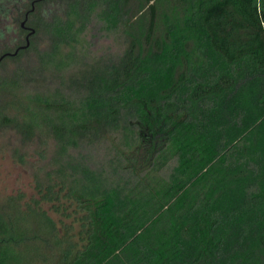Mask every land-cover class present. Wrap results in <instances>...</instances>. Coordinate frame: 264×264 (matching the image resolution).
<instances>
[{
  "label": "trees",
  "instance_id": "trees-1",
  "mask_svg": "<svg viewBox=\"0 0 264 264\" xmlns=\"http://www.w3.org/2000/svg\"><path fill=\"white\" fill-rule=\"evenodd\" d=\"M29 9L33 33L14 58L46 52L29 45L42 16L66 51L87 30L123 34L113 61L88 58L92 72L74 82L82 119L53 133L83 147L121 133L124 147L115 143L99 167L110 179L100 171L93 188L54 193L74 234L33 221L28 235L0 219V264H18L22 255L7 253L22 244L32 255L21 264H264V0H38Z\"/></svg>",
  "mask_w": 264,
  "mask_h": 264
},
{
  "label": "rangeland",
  "instance_id": "rangeland-1",
  "mask_svg": "<svg viewBox=\"0 0 264 264\" xmlns=\"http://www.w3.org/2000/svg\"><path fill=\"white\" fill-rule=\"evenodd\" d=\"M166 6H158V9H166ZM12 7L25 11L29 0L8 5ZM50 7L57 9V6ZM51 22L42 16L39 34L29 41L37 50L45 49L43 55L37 56L29 49L26 57L5 58L0 63V219L4 223H15L17 231L28 235L36 223L45 231L51 228L54 232L61 231L62 225H71L74 234L77 224L64 217L66 203L58 196L72 190L79 192L83 185L93 188L94 177L100 171H104L101 176L106 174L110 179L111 171L99 167L115 158V143L121 149L123 146L121 133L109 134L103 142L84 147L61 142L53 133L55 128H65L82 119L74 116L76 111L79 114L76 100L71 97L78 89L74 82L83 71L92 68L88 58L113 61L125 46L123 34L87 30L83 44L66 51L60 49L61 39L51 36L46 24ZM3 27L0 23V29ZM3 36L0 45L8 46L12 37ZM17 42L22 44L23 37ZM28 247L26 244L19 249L13 247L7 257L13 260L20 254L24 260L19 257L16 263L21 264L32 255L29 250L27 254L22 251Z\"/></svg>",
  "mask_w": 264,
  "mask_h": 264
},
{
  "label": "flooded vegetation",
  "instance_id": "flooded-vegetation-1",
  "mask_svg": "<svg viewBox=\"0 0 264 264\" xmlns=\"http://www.w3.org/2000/svg\"><path fill=\"white\" fill-rule=\"evenodd\" d=\"M2 1L3 2H0L3 4V6L1 5L0 7V23L4 24V27L0 29V42L4 38L3 35L5 36L9 35L12 38H10V41H9L10 43L8 44V46H6V44L0 45V63L5 58H14L18 50L23 49V45H19L17 42V39L22 36L23 44H25L26 35L28 34V31H29V28L26 27V21H25L28 15L27 10L21 11L18 9V12H17L15 11L14 7L8 8L9 4H17L19 0H16V1L2 0ZM37 1L38 0L29 1L30 11L33 9L34 2H37ZM17 16L19 17L18 22H16V18H18ZM22 22L23 24L21 25ZM12 25H14L13 28H11ZM18 30H20V32Z\"/></svg>",
  "mask_w": 264,
  "mask_h": 264
},
{
  "label": "water",
  "instance_id": "water-1",
  "mask_svg": "<svg viewBox=\"0 0 264 264\" xmlns=\"http://www.w3.org/2000/svg\"><path fill=\"white\" fill-rule=\"evenodd\" d=\"M27 15V14H26ZM23 24V22L21 23V25ZM33 33L32 30H29L28 31V34L26 35V41H25V45L23 47H26L27 46V38Z\"/></svg>",
  "mask_w": 264,
  "mask_h": 264
}]
</instances>
